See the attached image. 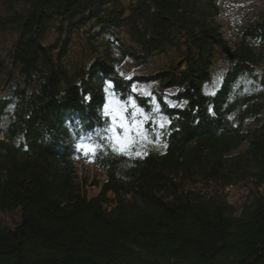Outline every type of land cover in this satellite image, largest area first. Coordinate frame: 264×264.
I'll use <instances>...</instances> for the list:
<instances>
[{
  "label": "trees",
  "instance_id": "obj_1",
  "mask_svg": "<svg viewBox=\"0 0 264 264\" xmlns=\"http://www.w3.org/2000/svg\"><path fill=\"white\" fill-rule=\"evenodd\" d=\"M0 1V31L17 34L12 70L0 60V76L21 78L0 99V213L18 214L14 227L0 226V264H264V193L238 214L221 193L192 188L264 187V77L253 71L264 62V10L208 94L217 49L228 47L216 0ZM54 20L67 32L59 47L43 44ZM89 21L126 28L139 50L118 46L122 58L143 64L172 52L182 62L128 80L108 53L66 65L67 40ZM156 80L167 125L148 124L146 144L131 132V155L114 151L105 104L113 96L146 108L132 87ZM164 90L177 91L173 107ZM81 140L97 145L95 154L86 156ZM78 162L106 171L97 196L78 182Z\"/></svg>",
  "mask_w": 264,
  "mask_h": 264
},
{
  "label": "rangeland",
  "instance_id": "obj_2",
  "mask_svg": "<svg viewBox=\"0 0 264 264\" xmlns=\"http://www.w3.org/2000/svg\"><path fill=\"white\" fill-rule=\"evenodd\" d=\"M216 2L220 8V13L216 21L221 27L220 31L223 39L228 43V48L235 52L239 47L241 33L244 28L256 21L260 13L264 10V0H216ZM123 3L128 5L130 3H135V0H123ZM2 6V1H0V11L4 13L5 9L2 8ZM58 23V21L54 20L53 24H50L49 29L46 30L43 35L44 45L51 46L56 44V47H59L58 43L61 45V42H66L67 32H63V36H61L58 33ZM126 31V28H121L115 30L114 32L113 30L102 31L99 27L91 25L89 21L85 26L74 30L70 40H67V44H69V46L68 53L64 60L65 64L79 65L85 63V65H89V63L93 60L103 57L105 53H108L113 59L118 61L117 67L120 73L127 80L135 77H149L154 75L160 76L166 71L172 70V67H179L182 59L178 57L177 54L172 52L156 56L151 62H143V64L133 61L129 54L123 58L120 57L118 55L119 50H117L118 46L124 45L125 48H132L135 52L139 50L136 45L130 42ZM104 36L110 37L109 43L105 42ZM16 40V33H4L0 31V60H3L9 69L12 68L10 51ZM104 44H106V46H104ZM258 50L264 51V45L259 43ZM229 64L230 62L225 57L224 52L221 49H217V54L211 68V77L213 81L209 86H207V92L210 93L219 86V83L222 82V74L230 67ZM182 68H184V66ZM253 71L257 77H264V62L256 65ZM11 74L12 76L9 78L6 75L0 76V99L7 95L8 92L6 89L10 84L16 85L19 81H21L17 72H12ZM162 88V83L158 80L148 82L145 85L137 84L133 86L132 94L134 96L144 97L147 99L146 108L140 107L139 104L136 103L143 115L133 114L132 105L130 103L131 101H134L133 99L129 98L121 100L117 97H111L116 101H119L121 105H127L125 115L127 122L131 126L129 135L132 132L143 144H146L148 141V124H151L155 129H158L162 128L160 126L161 123H163V126L168 123L167 118L161 114V109L158 105L157 96L162 94ZM62 89L64 90V88ZM133 89L136 91H133ZM176 93V90H164V101L170 107L174 106V102L171 97ZM144 116H147L148 119L145 120ZM108 117L110 118L111 128L112 120L110 116ZM134 122H139L141 124L147 139L137 136ZM117 130L124 134L123 128L117 126L115 131L117 132ZM244 149L245 147L242 146L238 152H242ZM75 166L78 177L77 180L82 186H84V189L87 192V197L92 198L97 196L100 192V185L106 181L105 170L96 169L89 163L84 162H79ZM96 183L98 185H96ZM192 188H197L207 195L214 194L215 192L221 193L225 196L227 202L238 210V214L248 205L254 195L264 193V187L258 188L251 181L236 183L226 188L218 187L214 183L197 184ZM108 196L109 198L114 199V195L108 194ZM17 221V213H0V226L12 228Z\"/></svg>",
  "mask_w": 264,
  "mask_h": 264
},
{
  "label": "snow or ice",
  "instance_id": "obj_3",
  "mask_svg": "<svg viewBox=\"0 0 264 264\" xmlns=\"http://www.w3.org/2000/svg\"><path fill=\"white\" fill-rule=\"evenodd\" d=\"M113 88V84L109 82L106 87V91ZM133 91H136L133 89ZM133 109L134 115H143L140 112L139 108L137 107L135 101L130 102ZM127 105H121L119 101H116L114 98H109L108 102L104 106V114L105 116H110L112 120V127L109 131L112 133V136L109 137L110 140H115L117 148H114V151H119L121 154L124 155H131L132 153L129 149L135 143V141L129 136V132L131 130V126L126 120L125 110ZM144 119L147 120L148 117L144 116ZM135 128L137 131V136L142 137L143 139H147L146 134L144 133L142 126L139 122H134ZM119 126L120 128L124 129V136L120 137L116 135V127ZM163 127V123L160 125ZM81 150L85 152V155L95 154L98 150V146L94 143H89L87 145H81ZM137 156H140V152L135 153Z\"/></svg>",
  "mask_w": 264,
  "mask_h": 264
},
{
  "label": "water",
  "instance_id": "obj_4",
  "mask_svg": "<svg viewBox=\"0 0 264 264\" xmlns=\"http://www.w3.org/2000/svg\"><path fill=\"white\" fill-rule=\"evenodd\" d=\"M221 50L224 52L229 61H233L235 59V55L233 54L230 48L227 47ZM62 88H65L64 84H62Z\"/></svg>",
  "mask_w": 264,
  "mask_h": 264
},
{
  "label": "clouds",
  "instance_id": "obj_5",
  "mask_svg": "<svg viewBox=\"0 0 264 264\" xmlns=\"http://www.w3.org/2000/svg\"><path fill=\"white\" fill-rule=\"evenodd\" d=\"M7 96V95H6ZM6 96L5 97H3V98H1V99H4V98H6ZM106 172V171H105Z\"/></svg>",
  "mask_w": 264,
  "mask_h": 264
}]
</instances>
